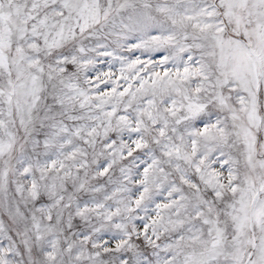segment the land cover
Here are the masks:
<instances>
[{
	"label": "snow or ice",
	"instance_id": "snow-or-ice-1",
	"mask_svg": "<svg viewBox=\"0 0 264 264\" xmlns=\"http://www.w3.org/2000/svg\"><path fill=\"white\" fill-rule=\"evenodd\" d=\"M0 264H264V0H0Z\"/></svg>",
	"mask_w": 264,
	"mask_h": 264
}]
</instances>
